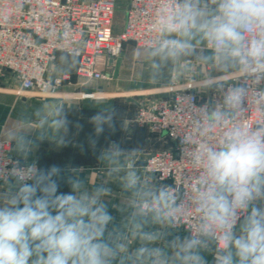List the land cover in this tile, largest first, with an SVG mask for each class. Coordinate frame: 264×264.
<instances>
[{
  "label": "clouds",
  "instance_id": "clouds-1",
  "mask_svg": "<svg viewBox=\"0 0 264 264\" xmlns=\"http://www.w3.org/2000/svg\"><path fill=\"white\" fill-rule=\"evenodd\" d=\"M152 30L155 35L142 54L157 73L195 57L264 82V0H211V6L208 0H174L158 12ZM205 46L207 52L198 50ZM206 85L218 91L219 99L198 109L205 119L195 122L196 133L207 137L221 129L222 135L195 152L187 151L191 135L180 138L183 155L200 169L192 196L200 223L190 235L166 239L185 206L166 187H142L135 170L121 182L132 197L130 225L138 242L129 249L127 235L110 228L114 217L105 201L108 186L89 190L70 175L71 191L60 192V166L42 169L35 162L21 166L17 161L4 177L9 191L0 198V264H207L203 253L212 248L215 264H264V123L236 122L249 98L246 83L229 87L209 77ZM57 115L58 128L66 131L62 107ZM114 118L113 110H100L90 122L99 135L113 126ZM27 143V138L19 141L25 156ZM121 154L113 143L106 157Z\"/></svg>",
  "mask_w": 264,
  "mask_h": 264
},
{
  "label": "built area",
  "instance_id": "built-area-1",
  "mask_svg": "<svg viewBox=\"0 0 264 264\" xmlns=\"http://www.w3.org/2000/svg\"><path fill=\"white\" fill-rule=\"evenodd\" d=\"M173 3L129 0L124 24L117 32V0H0V78L10 76L20 92L55 94L66 83L73 84L71 74L50 77L59 54H65L78 58L75 75L84 80L81 86L104 79L109 60L123 54L126 42L145 47L155 35L152 29L158 12ZM220 82L229 87L246 83L249 89L245 112L236 122L252 126L264 123V101L258 102L264 82L248 79L241 72L230 83ZM167 91L169 95L140 103L137 112V122L153 132L165 133L172 143L151 153L143 166L149 179L168 183L177 203L183 202L185 215L175 228L190 235L200 223L192 204L200 169L183 155L180 138L185 134L193 137L188 152L219 139L221 129L200 137L195 128L197 120L205 119L198 109L217 104L219 93L212 89L202 97L192 84L172 86ZM86 97L95 95L84 93ZM17 161L21 166L28 163L13 154L11 141L1 139L0 187L8 185L4 177Z\"/></svg>",
  "mask_w": 264,
  "mask_h": 264
},
{
  "label": "crops",
  "instance_id": "crops-1",
  "mask_svg": "<svg viewBox=\"0 0 264 264\" xmlns=\"http://www.w3.org/2000/svg\"><path fill=\"white\" fill-rule=\"evenodd\" d=\"M208 2L211 6V0ZM123 3L117 0V32H120L125 20V12L124 19H118V10H126L129 0ZM143 48L132 41L126 42L123 55L114 62V74L103 81L100 91L91 86L85 88L89 81L80 85L84 80L75 75L78 58L65 54H59L50 77L71 74L73 84L66 83L55 94L20 92L10 76L0 78V140L11 141L13 154L24 162H35L42 169L52 165L60 166V192L71 191L67 183L70 175L82 179L89 190L100 184L108 186L111 192L105 197V201L114 217L110 228L127 235L129 249H134L138 242L135 230L130 225L132 197L122 188V177L127 171L135 170L141 177L142 187H166L170 190L168 183L149 179L143 165L151 153L167 149L172 143L165 133L153 132L148 126L136 121L138 101L169 95L167 90L172 86L198 82L204 85V92L201 93L196 87L195 89L204 97L212 90L206 85L209 77L230 83L232 77L239 73L237 70L222 69L215 61L200 63L195 57L168 64L157 73L151 67V59L142 54ZM198 50L207 52V46ZM154 73L157 75L155 79L151 77ZM84 93H94L95 97L83 98ZM121 95L131 96L125 99ZM58 107L63 108L67 117L66 131L56 124V120L60 118L57 115ZM100 110H113L115 118L113 126H105L104 131L97 135L90 119ZM22 137L28 141L24 146L26 156L19 148ZM113 143L120 146L122 154L109 160L106 153ZM8 191L9 185L0 187V198ZM2 202L0 199V203ZM144 227L159 229L161 226L146 224ZM167 230L170 231V235L166 237L169 240L176 235L181 238L188 236L180 229ZM203 255L207 264H215L214 248L205 251Z\"/></svg>",
  "mask_w": 264,
  "mask_h": 264
},
{
  "label": "rangeland",
  "instance_id": "rangeland-1",
  "mask_svg": "<svg viewBox=\"0 0 264 264\" xmlns=\"http://www.w3.org/2000/svg\"><path fill=\"white\" fill-rule=\"evenodd\" d=\"M122 3H123V1H126V0H120ZM124 4V3H123ZM124 12H125V9H120V10H118V19L120 20V21H122L123 19H124ZM116 21H117V13H116ZM124 53V52H123ZM123 55V54H122ZM121 55V56H122ZM120 56V57H121ZM120 57H118V58H112V59H110L109 60V62H108V64H107V66H106V72H107V75L108 76H106L103 80H101V81H94V82H92V81H89L88 82V84L86 85V87L85 88H90V86L91 87H93V88H95V89H99V91L101 90V88H102V83H103V81L105 80V79H107V78H109V77H112V75L114 74L113 73V70H114V62L116 61V60H118ZM109 73V74H108ZM110 73H111V75H110ZM181 86H183V85H181ZM184 86H186V85H184ZM192 86L193 87H196V89L198 90H201V93L202 92H204V89H205V87H204V85L201 83V82H198V83H192ZM121 96H123L124 98L125 97H129V96H131V95H121ZM126 99V98H125ZM144 102V100H139L138 101V103H137V107L139 108V104L140 103H143Z\"/></svg>",
  "mask_w": 264,
  "mask_h": 264
}]
</instances>
